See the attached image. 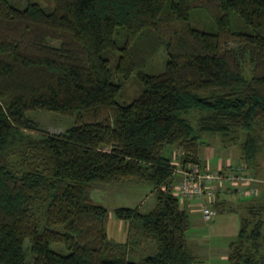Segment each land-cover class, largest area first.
Segmentation results:
<instances>
[{
    "label": "trees",
    "instance_id": "trees-1",
    "mask_svg": "<svg viewBox=\"0 0 264 264\" xmlns=\"http://www.w3.org/2000/svg\"><path fill=\"white\" fill-rule=\"evenodd\" d=\"M53 1L0 0V264H198L175 170L201 165L207 134L237 142L246 131L242 164L249 172L256 162L264 0ZM134 75L137 95L122 100ZM30 111L74 123L51 133ZM168 146L183 149L179 162ZM126 182L150 185L156 206L115 209L130 223L117 243L91 195ZM142 243L155 251L132 260ZM228 262L264 264V204L241 217Z\"/></svg>",
    "mask_w": 264,
    "mask_h": 264
},
{
    "label": "rangeland",
    "instance_id": "rangeland-1",
    "mask_svg": "<svg viewBox=\"0 0 264 264\" xmlns=\"http://www.w3.org/2000/svg\"><path fill=\"white\" fill-rule=\"evenodd\" d=\"M13 3L20 7H24L27 5L29 1L37 2L44 7L53 6V0H11ZM53 44L59 45L60 41L52 40ZM167 51L163 47L157 56L154 58V71L162 72L165 69L166 61H167ZM152 67L150 66L147 71H151ZM127 92L125 98L122 100L130 101L134 96L137 95V82L135 75L131 77V79L127 82ZM121 100V99H120ZM28 115L36 120L40 127L48 130L51 133H60L67 128H69L73 123L74 119L69 116L62 115L57 112L48 111V112H36L30 111ZM192 123L195 128H197L196 117L192 116ZM261 135V152L259 153L256 162L249 168L250 174L257 179H259L262 183L259 186L260 195L253 197V201H246L245 206L250 207L251 205H263L264 204V128L258 127L257 131ZM247 132H240V138L237 142L227 141L224 142L221 136L218 135H204L201 137V147H200V159L201 165H208L211 171H220L228 168V165L224 166V169H218L219 166L225 165L227 163L233 162L235 164L242 163V149L241 142L244 140ZM183 153V149L178 146H168L166 149V154L172 155L176 162H179L180 157ZM218 169V170H217ZM177 182L179 178L177 177ZM176 182V183H177ZM92 199L96 204L102 205L107 208L110 212L111 219L108 221L107 230L108 235L112 239L113 242H121L126 240V233L122 232L120 235L118 233L119 225H125V221L118 220L114 216V210L117 208H137L140 207V211L142 213H148L154 209L156 206V198L153 193V188L147 184H138L134 182H126L119 184H104V185H96L92 190ZM255 198V199H254ZM192 205H200L202 206V201H193L189 206ZM182 208L186 209L188 207L185 206V203H182ZM248 210V208H247ZM247 210L245 208L241 209L238 212V215L241 217H245L247 214ZM188 211V210H187ZM221 216H219L220 218ZM192 228L188 233V237L191 238L193 235L200 234L205 235L207 237V247H216L218 253L213 255V257L203 258L201 261L199 260L198 264H215L214 257L219 260L216 261V264H229L227 260H221L222 256L227 254L230 248L231 242L236 239L235 235H225L223 231L219 228V226H213L212 223H207L203 220V217H192ZM122 222V223H121ZM128 224V223H127ZM126 224V225H127ZM130 231V227H129ZM127 241V240H126ZM144 243L143 247L145 253H151L155 251V246L153 243ZM193 246V245H192ZM56 248H61L58 245H55ZM55 249V248H54ZM211 250V249H210ZM214 250H211V253ZM135 256L132 259L134 261H139L141 256Z\"/></svg>",
    "mask_w": 264,
    "mask_h": 264
},
{
    "label": "built area",
    "instance_id": "built-area-1",
    "mask_svg": "<svg viewBox=\"0 0 264 264\" xmlns=\"http://www.w3.org/2000/svg\"><path fill=\"white\" fill-rule=\"evenodd\" d=\"M175 174L179 181L174 185V195L181 205L186 201H203L202 216L207 223L213 222L218 215L215 204L220 190L248 185V189H240V196L255 197L262 183L249 174L242 163H230L220 171H211L208 165L202 168L200 164L189 163L178 166Z\"/></svg>",
    "mask_w": 264,
    "mask_h": 264
},
{
    "label": "crops",
    "instance_id": "crops-1",
    "mask_svg": "<svg viewBox=\"0 0 264 264\" xmlns=\"http://www.w3.org/2000/svg\"><path fill=\"white\" fill-rule=\"evenodd\" d=\"M230 163H233V162H230ZM230 163H227L225 165H221V166H219L218 169H224V166L226 168V166ZM204 166H206V165H203L202 168H204ZM249 174H250V171H249ZM248 188H249L248 185H242L240 187L222 189L218 192V203L217 204L219 205V209H224V211L222 210V212H220L218 210V215L215 218V220L213 221V223H214L213 226H219L220 225L219 228L223 231V233L225 235H232V236L235 235L234 237H237L239 234L240 216L238 215V212L243 208H245V210H247L248 207L245 206L246 201H251V200L253 201V197H249V196L241 197L240 196V189H248ZM259 191H260V189H259ZM259 195H260V193H259ZM196 201H199V200H196ZM191 202H193V201H186L185 202V206L188 207L187 208L188 211L186 209L185 210L189 213L190 217L191 218L192 217H198V216L203 217L202 216L203 201H202V206H200V205L189 206ZM219 216H221V217L219 218ZM110 219H111V215H110L109 220ZM127 223H125V225H119V227H118V233L120 235L122 234V232L126 233V235H127L126 240H128V238L130 236V231H129L130 223H128V224ZM126 240L124 242L121 241V242H117V243H125ZM188 241H189V245H190L191 249L193 250L198 261L200 259L202 260L203 258L206 259L207 257H209V258L213 257V255H216L218 253L216 247H213V248L207 247L206 243L208 241H207V237L205 235H202V236L200 234L193 235V237H191V238L188 237ZM143 245H144V243L140 244V246L137 247L138 252L136 254H134V256L132 257L133 259H136V258H134L135 256L140 255L141 253H143L145 251ZM210 249L214 250L213 251L214 253H211ZM215 251L217 253H215ZM228 254H229V251L227 252V254L222 256L221 260L222 261L223 260L228 261ZM214 259H215V264H216V261H218L219 259L218 258L216 259V256L214 257ZM202 264H205V263L203 262Z\"/></svg>",
    "mask_w": 264,
    "mask_h": 264
}]
</instances>
